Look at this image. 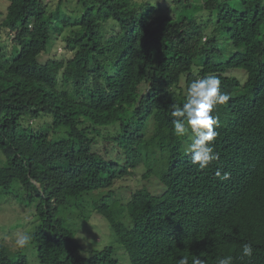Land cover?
Here are the masks:
<instances>
[{"label":"trees","instance_id":"1","mask_svg":"<svg viewBox=\"0 0 264 264\" xmlns=\"http://www.w3.org/2000/svg\"><path fill=\"white\" fill-rule=\"evenodd\" d=\"M4 1L0 190L36 205L39 261L119 264L112 247L84 256L65 225L70 203L93 194L130 264H264V0H173V16L151 0ZM66 28L71 58L42 61ZM207 75L230 101L214 113L220 159L198 170L171 106ZM140 165L162 192L118 187ZM0 264L29 263L0 245Z\"/></svg>","mask_w":264,"mask_h":264},{"label":"rangeland","instance_id":"2","mask_svg":"<svg viewBox=\"0 0 264 264\" xmlns=\"http://www.w3.org/2000/svg\"><path fill=\"white\" fill-rule=\"evenodd\" d=\"M52 4V10H55L58 6L60 0H46ZM152 2L160 5L163 11L167 12L170 16L176 13V6L173 0H151ZM202 5L204 0H196ZM6 2L0 0V20L6 13ZM75 5L67 3V9L74 10ZM201 15V13L199 14ZM69 28H66L57 40L52 42L49 48V53L45 54L41 59L46 61L50 58L57 60H64L71 58L73 51L67 49L66 38L70 35ZM0 30L1 33H3ZM5 35V34H3ZM4 45L8 49L14 50V46L11 41L12 38L4 36ZM7 48L4 51H7ZM232 76L238 77L241 81L246 80V75L242 71H232L229 73ZM147 168L144 165H140L135 174L132 177L127 178V180L118 183V187L122 186L125 188L126 193L129 195L135 190L142 188L143 185L148 186L152 190L159 191L163 190V187L158 188V182L156 177H150L149 180L143 178L146 174ZM3 190H0V245L7 247L9 252L18 253L21 251L26 255L29 264H42L38 257L36 251V244L31 243L28 247L24 249H18L15 247V234L17 232H26L31 237L37 226V216H36V205L24 197L15 195L13 192L9 194H3ZM93 194H87L78 199L77 201H72L70 205L64 210L65 225L72 229L74 236L80 242L82 246V254L84 256H92L96 252L102 251L105 247H112L114 249L115 257L118 259L119 264H130L128 255L124 247L118 243L115 234L112 233L108 222L100 215H98L93 207ZM87 240L82 241V236Z\"/></svg>","mask_w":264,"mask_h":264},{"label":"clouds","instance_id":"3","mask_svg":"<svg viewBox=\"0 0 264 264\" xmlns=\"http://www.w3.org/2000/svg\"><path fill=\"white\" fill-rule=\"evenodd\" d=\"M230 101V95L221 88V80L215 75H207L203 78L193 80L186 93V102L180 105L173 104L171 115L173 119V131L178 137H184L192 133L190 143L185 154L191 156V164L198 170L207 169L210 165L220 159L215 151V141L219 133V119L214 115L218 105H226ZM228 173L216 172L219 179H227ZM82 236V235H81ZM80 239L85 242L84 236ZM32 237L26 232L15 234V247L24 249L31 243ZM254 249L250 243L242 245V257L252 258ZM180 264H186L181 260ZM194 264H201L200 260ZM218 264H233L231 256L218 259Z\"/></svg>","mask_w":264,"mask_h":264}]
</instances>
